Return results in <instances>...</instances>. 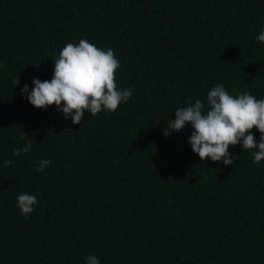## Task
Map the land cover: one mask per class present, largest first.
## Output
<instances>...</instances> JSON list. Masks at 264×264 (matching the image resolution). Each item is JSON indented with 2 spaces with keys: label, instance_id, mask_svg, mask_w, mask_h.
I'll return each instance as SVG.
<instances>
[{
  "label": "trees",
  "instance_id": "obj_1",
  "mask_svg": "<svg viewBox=\"0 0 264 264\" xmlns=\"http://www.w3.org/2000/svg\"><path fill=\"white\" fill-rule=\"evenodd\" d=\"M262 31L264 0H0V264H264L257 149L230 145L225 165L192 151L190 124L164 135L217 84L264 99ZM81 39L113 50L132 94L73 124L20 90ZM24 193L38 201L27 218Z\"/></svg>",
  "mask_w": 264,
  "mask_h": 264
},
{
  "label": "clouds",
  "instance_id": "obj_2",
  "mask_svg": "<svg viewBox=\"0 0 264 264\" xmlns=\"http://www.w3.org/2000/svg\"><path fill=\"white\" fill-rule=\"evenodd\" d=\"M255 39L264 43V31ZM119 67L120 62L112 49L102 50L86 39H81L78 44L67 43L54 62L52 78L44 81L33 78L31 91L25 84L20 90L21 96L36 108L55 105L66 119L71 117L73 124H80L85 111L92 117L102 110L115 112L120 104L131 98V89L117 88L115 74ZM13 83L14 86L19 83V75ZM207 105L206 109L205 103L196 99L194 103L189 101L187 107L177 108L175 119L168 121L164 135L168 136L171 131L179 132L187 123L193 129L188 141L201 161L210 158L232 165L237 156L230 155L229 146L241 142L242 150L257 149L253 164L264 160V99H257L247 92L233 96L222 84H217L207 93ZM254 127L261 133L259 143L251 132ZM30 151L31 144H26L22 148H14L13 155L20 156ZM33 163L37 165L35 171L42 172L53 162L43 159ZM11 164V160L4 161L5 167ZM37 203V198L27 193L17 198V206L25 218ZM85 261L86 264H100L99 257L95 255L86 257Z\"/></svg>",
  "mask_w": 264,
  "mask_h": 264
}]
</instances>
